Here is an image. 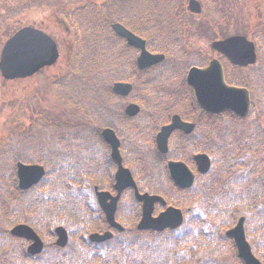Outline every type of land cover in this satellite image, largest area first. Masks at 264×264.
I'll return each instance as SVG.
<instances>
[{
  "label": "rangeland",
  "instance_id": "1",
  "mask_svg": "<svg viewBox=\"0 0 264 264\" xmlns=\"http://www.w3.org/2000/svg\"><path fill=\"white\" fill-rule=\"evenodd\" d=\"M199 1L203 6V12L201 15L197 16L188 14L186 12L188 0H166L165 2L171 7L170 11H168L166 7H164L163 3H161L162 1L160 2V0H146V2L150 4V8L155 7L156 15L154 19H152V21H154L160 28L161 32L159 31L160 34L157 35H161V38H164L165 43H160V41L156 42V37L155 35L151 34V32L148 33L143 29H136L140 34H144L145 38L150 39L151 42L154 41L155 46L158 47L156 48L157 53L166 54L168 52H172L175 58H172L169 53V56H167L170 61L169 63H172L173 65L180 63L179 65H181V68L183 67L181 69L182 77L187 74L188 70L191 67H195L199 63L200 65H204V67H206L211 61L215 59H219L221 61L222 58L220 57V55L212 50L211 44L214 41L233 36H244L248 39H251L252 34L261 30L264 32V0ZM89 4H91V7H88ZM113 4H115V0H0V57L5 41L9 39L15 32L26 26L44 30L55 41L57 40V43H60L59 47L61 53L60 59H58V61L52 68L43 70L40 74H37L35 77L30 79L8 81L5 80L0 73V155L1 152H3L4 154V151L8 149V145H12V143L17 140H21V151L24 155H26L25 158L27 159L28 157H31V160H35L36 155L43 159L42 156H45V153L47 155L48 153H52L56 149V143L60 141L62 142L59 144L61 145L60 148H64L63 151H65H62V154L68 153L70 150L67 148L69 145V141L67 142V140H69L70 137H73L79 131H86L88 128H92L91 131L94 130V127L84 121L83 117L79 115L77 110H75V106L71 107L67 104L69 102L73 103L74 105L80 106L81 104H87L90 99V95L87 96L88 86L83 88L82 85L77 89L78 86L74 81L76 77L69 82L66 81L68 80L66 76L71 73V69L69 68L70 65H66L67 51L65 50V43H63L62 41L63 38H67V35L64 34L65 27L61 26L60 23L56 21V19L62 20V17L65 15L64 11L66 10L76 12L80 11L83 14L88 12V15L86 17L88 20H94V18L92 17L94 15L102 18L103 16H101V14L103 13L104 8ZM141 9L143 8L139 9L137 7L135 10L132 9V11H138ZM22 11L26 12L24 13ZM86 34L88 35L87 31ZM262 37L264 38V36ZM171 38H173L175 43H178V46H172L171 49H169V45H167L166 42L168 43ZM89 40L90 38H88L87 40L88 44ZM91 50H93V47L92 49H88V55L86 56L82 67V74L77 75L79 76V78L83 77V71L84 75H89L90 71H88L87 73L84 70V67L86 66L85 62L88 60ZM70 52L71 54H69L68 56L71 57L72 60L78 53L76 52V49H73ZM130 54L134 53L132 52ZM106 61L107 58L104 59V62ZM182 63H184L185 65L183 66ZM233 69L235 85L247 90L250 89V86L256 87L259 91V100H252L251 103L253 105L250 118L242 124L238 123L237 125H234L232 129V135L238 137L240 134H244L245 136H247V134H252L254 135V138L252 140L246 141V143L243 142L240 146L234 147V151H232L230 155H226L224 160L220 159V155L218 156L219 147L222 145L217 146L218 143H216V141L218 140V138L212 133L213 123L210 122L207 124L204 135L201 131L197 130L195 134L196 142H199L200 152H204L203 150L205 149V153L209 154L212 161L214 160L217 164H219L218 166L221 165L223 167V165L221 164L223 161L224 165L230 164L231 166H233V171H236L240 167L239 165L242 164L241 162H239V158H241V152H245V158H249L250 160H248L246 165L244 164L246 166L244 167V170H258V172H260V175L258 176L264 179V147L262 143L263 140L261 138V136L264 134V116L260 114L261 112H264V62H260L258 66L255 65L248 68L237 67ZM181 76L179 78L172 79V84L177 90L179 89L180 91H183V78ZM60 78H62V85L58 87L57 80H59ZM57 87L58 89H56ZM251 91L257 93L255 89ZM252 95L254 94L252 93ZM61 97L65 102L61 103L62 101H58V99ZM135 97L141 98V100H143L142 96H140L139 94ZM128 102L131 101L129 100ZM193 103L196 104L194 99ZM70 108H72V111H69L71 110ZM23 109L26 110L25 113L22 112ZM66 110H68V112ZM185 110H190V108L188 107ZM51 113H53L54 117L56 118L54 122H52L50 119V116L52 115ZM64 113L66 115L62 116ZM225 113L230 115V112ZM73 114H76V117H74ZM66 116H69V118L67 119ZM200 118L201 113L195 112L194 114L190 115L188 119H190V121L198 122ZM256 119L261 121L260 125H256L254 123L256 122ZM39 123H41V125H39ZM233 123L237 122L234 121ZM122 124L125 123L122 122ZM129 124L130 125L128 127H130V130H126L125 138H122L126 145V154L124 153V156H126L127 158V165L134 166L142 162L141 160L135 159L138 158V156L142 153L138 151L141 141L137 140L136 138H132L131 128L137 130V126L132 123ZM251 124H253L254 128L248 126ZM37 127L40 128V130H36ZM252 131H254V133H252ZM149 132H152V130L150 129ZM153 133H157V130H154L151 134ZM206 134L209 135V139L206 138ZM39 136L44 138L38 140ZM221 140L222 139L220 138L219 141ZM148 141V145H146V147L144 148V151L147 152V155L150 150L155 147L153 138L151 139L150 137ZM50 145L53 146V148H50ZM85 145L87 148L90 147L88 153L89 151H92L91 148H95L97 146L96 144L92 146L90 144H87L86 142ZM81 146H83V144H81ZM207 147L214 148L215 150L213 152H209ZM96 158V161H100L101 159L99 154H97ZM10 163V161L3 163L2 180L5 178L6 173L10 175ZM76 163L77 165L75 166V168L80 165V161L78 160L76 161ZM186 163H188L192 170L196 171V166L193 161L188 160L186 161ZM40 164H44V161L41 160ZM165 169L167 170V167H165L164 170ZM79 170H82V165L79 167ZM155 172H157V169ZM1 176L2 174L0 175V177ZM165 177L166 175L162 176L164 185H166ZM138 179L139 178H137V181ZM89 183L90 187L94 185L91 179H89ZM226 183L228 184V186L231 185V181H229V179L228 181H226ZM199 184L203 188L205 187L203 179H200ZM228 186L224 185V187H222L223 189H227L229 188ZM168 189L169 191L166 192V188H163L164 192L162 194L165 199H168L172 202L173 198L176 202L178 201V204L182 203L183 200H186V198L183 196H180L178 194L175 195L169 184ZM209 193L210 197L216 194L210 191ZM1 195L2 194L0 193V245L3 243V239H6V232L9 233V230L11 229L10 219L13 215V212L12 214H9L7 212L6 206L8 205V199H2ZM91 196L92 195H90V201L91 203H93L94 200L93 198H91ZM170 197L172 198L170 199ZM210 197L208 195V198ZM2 202H5V204L3 205ZM207 202L209 204H213L211 200L208 201L206 199V201H204L205 204H207ZM257 203H259V205L257 204L258 210L256 209L257 211H254L251 216H248L246 218L247 220L245 223V230L247 239L252 246L254 254L258 256V258H263L264 198H259ZM183 206L180 205V209H182V211L186 215L185 217L187 218V205ZM196 206L199 209L195 208ZM125 207L127 211H130L132 209V202L129 199H126V201H124V208ZM200 209H202L203 212ZM208 210L209 209L205 206H203V208H200V206L196 204L195 201H193L191 205V211H189V215L192 217V215L196 214L199 217L204 218L208 213ZM159 211L160 209L158 210V212ZM240 216L242 215H239L235 218V221L232 225L233 227L236 225ZM229 218L230 215L226 216L225 220H228ZM78 220H80V217H78ZM91 224V222H88L86 225ZM40 225L44 224L40 223ZM210 226L217 229L219 228L218 225L211 224ZM228 228L222 227L220 230L211 228L205 229L203 234L204 237L201 236L199 239L200 241H198L201 243V247L196 246L194 249L193 247L195 245H191L187 241L184 248L182 247L177 249L172 247V250L169 252L166 250L159 252L158 250L161 248V244L159 242L155 243L157 239L134 240L132 241L133 246L131 247L135 250L136 254L138 253L140 255H143L145 250H147L145 256H152L155 260V263L157 262V264H192L189 262L186 263V260H189V257L192 260H195L196 257L200 256V260H204L206 257L214 258V255H218L220 257L222 256L224 264H234L232 257L227 254V252L230 251L229 249H226L229 240L224 241V239H226L224 232ZM129 229L131 230V228ZM49 230L51 229L41 228L40 230L47 247H50L53 243V236L51 240L48 239L49 235H47V231ZM130 233L132 232L130 231ZM76 235H78V233H76ZM179 236L180 233L177 232L175 237L178 238ZM78 239H81L80 235L78 236ZM133 239L134 237L130 236L128 239L124 238L120 240L121 242L125 241L129 243V241ZM161 239H166V237ZM172 240L174 242V240L176 239H170L169 242H171ZM203 243L205 247H203ZM222 244H224V246ZM122 247L123 245L121 246V248ZM0 248L2 249V253L5 252L9 255V257L14 258V255H11L10 253L15 254V256L17 257L18 255H20L18 254V249H22V246L21 243L10 241L2 245ZM122 253L123 249H117V251L115 252L116 255L121 256ZM169 253H173L174 257ZM231 253L234 254V252ZM1 257L2 256L0 255V258ZM181 257L185 258L183 262H181ZM119 259L122 260V257H120ZM3 260V264H5L7 262H10L12 258H10L9 260L3 258ZM21 263L27 264L24 260H21Z\"/></svg>",
  "mask_w": 264,
  "mask_h": 264
},
{
  "label": "trees",
  "instance_id": "2",
  "mask_svg": "<svg viewBox=\"0 0 264 264\" xmlns=\"http://www.w3.org/2000/svg\"><path fill=\"white\" fill-rule=\"evenodd\" d=\"M102 56L103 52H99V54L97 53L98 59H101ZM128 65L129 63H127V66ZM162 67L163 68L158 70V73H155V69L153 71H148L147 73H141L139 75L140 78H144L143 82H141L142 89H145L146 94L150 95L152 100L148 104L146 113L140 116L138 119L128 121L123 118L124 113L123 109L121 108L122 99L114 96L111 93L110 83L108 85H104V83L101 82L100 65L98 71H93L89 77L83 76L79 78V76H77L74 80L78 86L77 89L82 85L83 88L88 86L87 96L90 95L87 105L85 104L83 107H87L86 112H83L84 110H80L79 107H77L78 105L75 106L77 107L75 110H77L79 115L83 117L84 121L97 128H94V130L91 132L83 130L79 131L78 134H82V137H79L77 140L72 141L68 145L67 148L70 150L68 153L62 154L64 148L61 149V145L57 143L56 149L52 153H48V155L45 153V156H42L43 159H41V157L38 155L35 156V160H31V157H28L27 159L25 158L26 155H24L21 151V140L15 141L10 146L8 145V149L4 151V154L1 152L0 175L2 174V176L0 177V193L2 194V199H8V205L6 206L7 212L9 214H12L13 212L12 218L10 219V228L17 224L25 223L34 227L40 234L41 228L51 229L47 231V235H49L48 239L51 240L52 236L54 237L53 229L56 226L63 225L67 228L69 227L68 229L70 231L72 240L67 249L61 250L51 245L50 247L46 248L42 255L32 258L26 253V245L22 241L12 239L9 236V233L6 232L5 237L9 241L3 239V243L0 245V247L10 241H16L21 243L22 249H18V254L20 255L17 257L15 254L10 253L11 255H14L13 258L9 257V255L5 252L2 253V249L0 248V255L2 256L0 258V264H3V258L8 260L12 258L10 262L5 264H22L21 260H24L27 264H157V262L155 263V260L152 256H145L147 250H145L143 255L138 253L136 254L135 250L131 247L133 244H130V241L129 243L125 241L123 242V253L121 256L122 260H120L111 256L112 253L110 249H114L112 243L103 246L92 247L90 243L78 242L76 239H78L79 235L81 236V239H86L88 234L100 231L104 227L101 212L99 211L96 203H91L90 201V195L93 194V191L92 187L89 185V179L92 180L94 185L99 186L101 189L108 190L113 184L112 176L106 174L104 170H101L100 166L102 163L95 161L96 156L90 160L88 153L90 147L87 148L85 145V138L87 139L85 134L89 132L92 135V138L90 139L100 140V126L112 128L116 127L117 122L114 120V116L123 119V122L125 123V130H130V127H128L130 124L128 123L135 124L137 126V130L131 128V131H134L133 135H135V133L139 135L141 134V139L142 136L144 137L146 130L151 129L153 132L154 130H157L159 127L163 126L168 121L170 115L174 112L176 106L179 105V102L176 103L177 99L175 97V93L173 96L170 90L166 88V80L172 78V76H170L169 73L165 71L166 65ZM91 68L96 70L94 67ZM154 73L158 75H155ZM163 75L165 76V79ZM185 98H187V103L189 104L190 110H184V108L180 107L181 109L179 108V112L183 113L185 117L189 118L190 115L194 114L195 112H199V110L193 103V95L191 91L188 90ZM178 101H181L180 96ZM168 102L171 104H166ZM70 109L71 110H68L72 111V108ZM68 110L66 111L68 112ZM65 113L61 115L65 116ZM51 114L52 115L50 116V119L52 122H54L56 118L54 117L53 113ZM260 114L264 116V112H261ZM73 115L76 117V114ZM66 117L67 119L69 118V116ZM234 121L237 123L245 122H239L231 114H223L220 116L211 117L202 113L201 118L199 119V130L203 133V135L207 124L210 122L213 123L212 133L218 138V146L222 145L219 147L218 154V156L220 155L221 160H224L226 155H230L232 151H234V147L240 146L243 142L246 143V141L252 140L254 138V135L252 134H247V136L240 134L238 137L233 136L232 129L234 125H237V123H233ZM260 123L261 121L256 119V125H260ZM91 129L92 128L88 130ZM252 133H254V131H252ZM206 135V138L209 139V135ZM263 135L261 138L263 140L262 143L264 147ZM43 138L44 137L39 136L38 140ZM191 138H194V136L185 137L183 135H179L176 137L172 143L170 158L186 159L188 156H191L197 152L199 147L196 143V140H192ZM220 138L222 139L221 141H219ZM81 144H83V146H81ZM50 148H53V146L50 145ZM144 148V145L139 146V152H142L141 154L139 153V160L142 162L135 165V169L133 170L134 174L140 179V184L143 182L144 186L140 185L142 189H146L155 193H163V188L165 186L162 181V176L165 175L164 162L166 159L157 152L147 155V152L144 151ZM91 149L93 153L94 148ZM207 149L209 152H213L215 150L211 147H207ZM240 156L241 158H239V162L242 164L239 165L240 167L238 169L242 170L250 159L245 158V152H241ZM41 160L44 161V166L47 169V175L45 179L32 190L28 192H21L18 189L16 180V163L19 161L24 163H40ZM78 160L80 161V165L75 168L77 165L76 161ZM8 161L11 162L9 165V173L11 176L6 173L5 178L2 180L3 163ZM221 164L223 167L221 165L218 166L219 164L215 162L213 174L209 178L211 183H206L205 187L203 188L198 182L197 186L190 192V194L192 197L191 202L194 200L196 204L200 206V208H203V206L207 207L211 216L217 219V223L220 224L226 216L230 215V218L228 220H224V224L222 223L223 228H228L231 226L232 222H234L237 216L244 214L248 217L251 216L254 211L258 210L257 200L259 198H264V179L258 176L260 175V172L257 170L255 172L256 175H251L248 177V184L246 188L244 182L239 183L234 179L233 175H229L230 173L234 174L235 172L233 171V166L230 164L224 165L223 161ZM81 165L82 170H79ZM110 165H112V163L109 160V166ZM148 169L149 177L145 176L143 172L148 171ZM156 169L157 172H155ZM238 169L236 171H238ZM219 172L220 177H223L224 174L225 176H228L227 179L231 181V185L227 189L216 191L213 189V183L216 182V179H213L212 177L214 174L219 175ZM209 191L216 194L210 197ZM175 193L178 195L182 194L176 191ZM208 195L210 198H208ZM91 198H93V196H91ZM206 199L208 201L211 200L213 204H209L208 202L205 204L204 201H206ZM172 202L176 201L172 199ZM2 203L3 205L5 204V202ZM134 203L135 202L132 200V213L130 212L126 218L122 219V222L124 223V226L127 227V229L131 228L132 222L138 218L139 207L136 204L134 205ZM176 204L180 206L178 201ZM181 205L183 206L182 203ZM206 215L208 217L201 221L197 219L194 220V218L189 219L187 224L180 231L165 232L163 234H137L135 235V238L137 240L144 238H148V240L157 239L155 243L159 242L161 244V248L159 247L160 249L158 250L159 252L165 250L169 252L172 250V247L177 249L182 247L184 248L187 241L189 244L195 245L193 249L196 246L201 247V243L198 241H200V237L204 234L202 225L206 227V225L212 219L208 213ZM78 217H80V220H78ZM88 222H91L92 224L86 225ZM40 223L44 225H40ZM177 232L180 233L178 238L175 237ZM76 233H78V235H76ZM130 236H133V234L128 233L122 235L119 239H128ZM164 237H166V239H161ZM170 239L176 240H174V242L173 240L169 242ZM222 245L224 246V244ZM203 247H205L204 243ZM226 249L234 250L233 245L229 241ZM169 254L173 256V253ZM200 258L201 257L199 256L196 257L195 260H192L189 257V260H186V263L224 264L222 256L220 257L218 255H214V258L206 257L204 260H200ZM232 259L235 264L239 263L235 257ZM261 259L264 262V256ZM184 260L185 258H182L181 262Z\"/></svg>",
  "mask_w": 264,
  "mask_h": 264
},
{
  "label": "water",
  "instance_id": "3",
  "mask_svg": "<svg viewBox=\"0 0 264 264\" xmlns=\"http://www.w3.org/2000/svg\"><path fill=\"white\" fill-rule=\"evenodd\" d=\"M189 9L192 13L200 14V4L192 0ZM116 33L127 39L130 46L141 50V55L137 60L140 70L150 68L163 61L164 56L152 55L146 50V43L142 39L134 36L123 26L117 24L113 26ZM213 48L226 55L234 64L246 66L256 61V55L253 45L244 38H232L226 41L215 42ZM59 57L55 41L45 33L33 29L24 28L18 31L9 39L1 53L0 73L6 80L26 79L34 76L40 70L53 66ZM188 84L194 89L195 96L199 106L207 113L219 114L225 111H232L238 116L245 117L249 112L248 94L244 90L228 87L223 78L221 65L218 61L211 62L207 69L201 70L194 68L188 76ZM132 91V86L127 84H116L114 92L120 96L126 97ZM140 109L135 105H130L126 109L128 116L138 115ZM194 124L185 123L179 116L172 118V124L162 128L157 137V146L162 153L168 151V140L175 130H182L185 133H191ZM105 142L112 149V158L118 165L116 174L115 190L117 196L113 197L109 193L97 191L98 202L106 214L108 223L122 231L123 228L115 221L117 202L122 192L128 188L135 190L136 199L143 203V218L138 228L140 230L163 231L167 228L176 229L183 222L182 212L180 210L169 208L158 218H153L154 206L156 203L165 202L156 196L140 195L131 172L124 168L120 153V141L116 133L111 129H106L102 133ZM198 165V171L201 174H207L211 168V162L205 155L195 157ZM170 175L176 186L180 189H189L192 187L195 177L186 165L182 163L170 162L168 164ZM45 175L43 167L38 165L18 164L19 187L26 191L38 184ZM245 219L241 218L238 225L227 233V236L234 240L238 253V258L244 264H262L252 254L244 231ZM57 236L56 245L60 248L67 246L69 236L67 231L59 227L55 230ZM11 235L32 242L28 248V253L32 256L43 252L44 243L37 233L26 225H18L12 231ZM112 234H94L90 236L92 242L100 243L110 239Z\"/></svg>",
  "mask_w": 264,
  "mask_h": 264
},
{
  "label": "flooded vegetation",
  "instance_id": "4",
  "mask_svg": "<svg viewBox=\"0 0 264 264\" xmlns=\"http://www.w3.org/2000/svg\"><path fill=\"white\" fill-rule=\"evenodd\" d=\"M161 1L165 2L166 0H160V2ZM189 1L190 0H188V2ZM137 7L139 9L140 8H143V9L138 10V11L137 10L132 11V9L135 10ZM112 8L114 11H109V9H112ZM64 13H65V15H64L65 17L67 16L68 13L73 15L75 18L80 17V16H84V18L86 19L85 21L87 23V29H85V31L89 32L90 34H93V32H95V33H97V35L98 34L100 35V37H101L100 40L103 43V45H101L103 50H105V51L119 50V48L121 50H123V53L121 54L122 61H124V57H125L124 52H125V48H126V50L129 53V56L127 58V63H129V65L124 66V68L126 67V71L124 73L129 77L130 81L133 80L135 77H138L137 74L135 76V69L137 68L135 64L137 63L136 60L139 56L140 50H138L137 48L129 46L126 39H124L123 37L117 36L114 29H113V26L116 24L123 25L125 28H127L133 34L139 36L140 38L146 39L148 50L153 54L157 53L156 48H158L157 46H155L154 41L153 42L149 41L147 38H145L144 34H140L136 29H143L144 31H146L148 33L151 32V34L155 35L156 42L157 41H160V43L164 42V38H161V35H159V36L157 35V34H160L159 33L160 28L158 27V25L154 21H152V19H154L155 15H156L155 14V7L150 8V4H148L146 2V0H117L115 2V4H113L111 6H107L106 8H104L103 13L101 14V16H103V17L96 24V31H94L92 29V27H93L92 20H88L86 18L88 13L83 14L80 11L76 12V11H69V10L64 11ZM147 20H149V21H147ZM64 34L67 35V38H63V41H62L63 43H65V50L66 51H72L73 49L74 50L77 49L76 48V39L74 38L75 35L72 33L71 29L68 27H65ZM115 41H117L120 46L113 45V43ZM173 41H174L173 38H171L168 43L166 42V44L169 45V49H171V47L173 46V44H172ZM56 42H58V41L56 40ZM107 42L112 43V44H107ZM57 44H58V46H60V43H57ZM132 51H133V53H136L134 55V58H133V54H130V53H132ZM119 63L120 62L118 61V65H119ZM119 66L123 67L122 65H119ZM137 72H138V70H137ZM233 73H234V71H233ZM233 73H232V76H233ZM130 76H132V78H130ZM44 243H45V241H44ZM53 245L56 248V241L53 242ZM45 246H46V243H45Z\"/></svg>",
  "mask_w": 264,
  "mask_h": 264
},
{
  "label": "bare ground",
  "instance_id": "5",
  "mask_svg": "<svg viewBox=\"0 0 264 264\" xmlns=\"http://www.w3.org/2000/svg\"><path fill=\"white\" fill-rule=\"evenodd\" d=\"M172 76V78L173 79H176V78H179L180 76L178 75V74H172L171 75ZM173 162L174 163H182L183 165H185V163L183 162V159H180V158H177V159H173ZM168 171H169V173H170V170L168 169ZM144 172V174H145V176H147V177H149V169H148V171H143ZM192 172V174L194 175V177L195 178H198L199 176H198V174H199V172L196 170V171H191ZM139 173H140V171H139ZM219 174V176H220V172L218 173ZM216 177H218V175L216 174ZM222 180H223V185H227L228 186V184L226 183V181H228V179H227V177L225 176V174H224V176L221 178ZM234 184V183H233ZM170 187L171 188H174V187H176V184L174 183V181L172 180V178L170 177ZM229 187V186H228ZM165 231H172V232H174L175 230H173V229H171V228H167V229H165ZM94 247V246H93Z\"/></svg>",
  "mask_w": 264,
  "mask_h": 264
}]
</instances>
